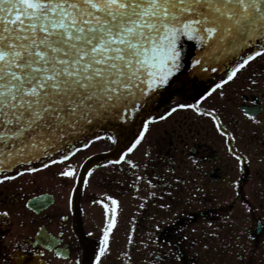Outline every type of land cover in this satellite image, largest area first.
<instances>
[{"label":"flooded vegetation","instance_id":"1","mask_svg":"<svg viewBox=\"0 0 264 264\" xmlns=\"http://www.w3.org/2000/svg\"><path fill=\"white\" fill-rule=\"evenodd\" d=\"M262 56L214 88L226 70H215V63L214 70L194 66L191 60L198 56L190 55L151 104L126 121L106 122L109 129L97 128L102 138L88 148L64 163L0 182V264H93L105 224L99 201L111 205L107 195L119 205L110 250L100 264H264ZM206 90L210 94L198 106L215 109L230 140L209 116L178 109L150 123L138 146L126 153L139 167L106 163L119 159L126 144L131 146L148 115H162L174 101L194 103ZM107 151L111 157L89 168L87 185L56 175L66 164L80 173L87 158ZM37 200L42 202L38 210L32 206ZM39 232L47 233L65 255L57 257L44 247L41 241L47 238H38ZM18 240L25 243L17 246Z\"/></svg>","mask_w":264,"mask_h":264},{"label":"snow or ice","instance_id":"2","mask_svg":"<svg viewBox=\"0 0 264 264\" xmlns=\"http://www.w3.org/2000/svg\"><path fill=\"white\" fill-rule=\"evenodd\" d=\"M186 41L199 49L192 65L214 70L215 63V70H226L213 86L220 88L264 55V0H0V182L68 161L102 138L97 128L126 121L151 104L180 69ZM209 94L206 90L191 104L174 101L162 115H148L131 146L106 163L139 167L126 153L138 146L150 123L178 109L209 116L230 140L215 109L198 106ZM86 173L66 164L56 175L87 185L92 169ZM73 188L78 190L75 183ZM106 199L111 205L99 201L105 224L93 264L110 250L117 222L119 201ZM41 203L32 206L38 210ZM41 236L47 233H37ZM41 242L57 257L65 255L53 239ZM132 242L129 231L127 243Z\"/></svg>","mask_w":264,"mask_h":264},{"label":"water","instance_id":"3","mask_svg":"<svg viewBox=\"0 0 264 264\" xmlns=\"http://www.w3.org/2000/svg\"><path fill=\"white\" fill-rule=\"evenodd\" d=\"M199 52V49H197L194 46V42H188L186 41V43L183 46L182 49V63L181 66H183V64H185V62H187V58L190 55H194V57H197V54ZM102 128L104 129H109V124L104 125ZM113 154V152H106V153H101V154H96L94 156H91L90 158H88L81 166L80 169V173L85 172L88 168H90L92 165H94L96 162L102 160V159H106L108 157H111Z\"/></svg>","mask_w":264,"mask_h":264},{"label":"rangeland","instance_id":"4","mask_svg":"<svg viewBox=\"0 0 264 264\" xmlns=\"http://www.w3.org/2000/svg\"><path fill=\"white\" fill-rule=\"evenodd\" d=\"M260 60H262V61H264V56H262L261 58H260ZM264 77V76H263ZM22 180H25V178H23ZM213 264H219V263H213ZM223 264V263H222ZM225 264H229V263H225ZM232 264V263H231Z\"/></svg>","mask_w":264,"mask_h":264}]
</instances>
